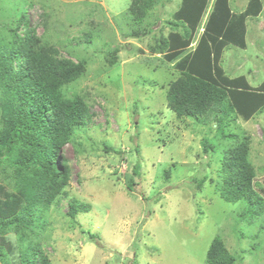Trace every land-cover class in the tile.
I'll list each match as a JSON object with an SVG mask.
<instances>
[{"label": "rangeland", "instance_id": "374dc122", "mask_svg": "<svg viewBox=\"0 0 264 264\" xmlns=\"http://www.w3.org/2000/svg\"><path fill=\"white\" fill-rule=\"evenodd\" d=\"M213 1L188 50L198 43ZM156 2L136 24L132 0H0V31L21 5L40 45L48 41L59 58L83 65L66 91L81 94L89 110L87 122L60 151L59 167L66 162L69 171L66 193L45 209L43 228L26 230V241L6 233L15 251L0 255V264H21L20 249L29 244L56 264H208L216 236L235 264H264V203L249 209L216 189L226 151L244 137L250 140L254 188L264 187V110L246 120L232 113L219 124L212 116L178 117L167 99L181 74L178 59L168 60L158 47L177 31L173 14L182 0ZM261 2V13L246 19L247 45H228L217 61L230 78L246 76L255 87L264 83ZM247 4L230 1L235 12ZM219 125L237 139L224 137ZM136 164L131 190L126 180ZM10 171L0 166V196L8 200L16 192L4 182ZM72 199L90 209L71 216Z\"/></svg>", "mask_w": 264, "mask_h": 264}, {"label": "trees", "instance_id": "16d2710c", "mask_svg": "<svg viewBox=\"0 0 264 264\" xmlns=\"http://www.w3.org/2000/svg\"><path fill=\"white\" fill-rule=\"evenodd\" d=\"M156 1L132 0L129 10L136 24ZM230 1H213L198 43L188 50L210 0H182L173 14L172 25L177 31L159 44L160 53L168 60L178 59L176 67L181 74L170 84L167 94L168 104L178 117L202 121L212 116L219 124L232 113L246 120L264 110V83L255 87L246 76L230 78L217 62L228 45L242 48L247 45L246 19L262 11L261 0H248L243 12L232 10ZM12 11L13 18L0 31V166L11 169L7 173L9 179L4 182L16 192L10 200L0 196L2 257L15 251L14 244L5 241L6 233L15 231L26 241V230L43 228L45 209L66 193L69 171L66 162L62 169L59 167L60 151L75 129L89 119L84 97L66 91V86L83 74V65L59 58L56 48L48 41L40 45L23 6ZM178 26L183 28L182 33H178ZM22 27H25L23 34ZM219 129L224 137L237 139L234 134L226 133L225 125H219ZM209 148L205 144L204 150ZM249 150V137H244L226 151L221 166L223 180L216 189L226 201H245L250 209L264 203V187L260 191L254 188L255 168ZM133 171L126 180L131 190L136 185L134 176L139 175L140 165L136 164ZM2 192L5 191L0 187ZM89 209V204L72 199L69 213L74 217L77 212ZM19 257L21 264H56L33 244L21 248ZM236 261L235 255L216 236L207 251L208 264Z\"/></svg>", "mask_w": 264, "mask_h": 264}]
</instances>
